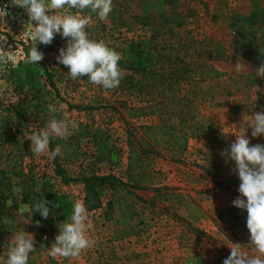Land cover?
<instances>
[{"label":"rangeland","instance_id":"rangeland-1","mask_svg":"<svg viewBox=\"0 0 264 264\" xmlns=\"http://www.w3.org/2000/svg\"><path fill=\"white\" fill-rule=\"evenodd\" d=\"M5 3L22 24L0 20L3 50L15 51L16 56L15 65L10 63L0 70V259L6 260L12 235L24 229L35 238L36 250L30 253L28 264H144L151 252L143 254L144 247L139 249L138 243H145L154 252L157 240L145 235L142 220L127 219L134 211L132 204L142 201L150 204L141 219L151 214L161 217L166 212L165 203H183L199 220L200 241L207 240L206 228L214 230L216 264H223L233 243L253 251L247 212L232 204L240 195L235 162H226L221 152L235 141L243 119L247 123L251 114L264 111V79L255 72V83L241 80L264 63V0H113L111 16L103 22L85 12L92 15L93 22L87 26L93 29L91 35L111 44L123 59L135 63L142 59L155 71L160 67V49L168 56L164 58L162 81L147 80L142 87L137 83L139 77L134 76L133 82L122 79L113 90L93 85L86 77L74 81L62 70L56 57L65 40H60L53 52L44 53L39 65L27 63L31 23L25 10L12 6L10 0ZM237 58L249 65L246 71L233 70ZM185 66L189 70L186 74L180 70ZM171 69L182 77L172 92L168 88ZM166 95L173 96L172 108L187 116L186 126L196 133L187 149L176 155L150 151L141 128L157 123L158 115L152 110L142 116L136 112L163 101ZM49 103L64 105L63 114L79 125H117L114 129L127 137L129 157L133 149L142 159L141 168L133 171L142 176L141 186H132L138 184L137 177L131 184L128 179L114 178L110 219L105 224L97 222L98 226L88 223L86 235L94 243L76 258H52L47 248L59 233L58 227L69 218L66 201L77 198L61 187L69 181L64 174L79 170L82 134L75 130L66 140L52 137L50 150L59 145L62 153L55 160L33 154L27 139L33 130L45 127ZM85 133L86 139L94 136L92 130ZM248 137L253 145L264 144V135L253 138L251 129ZM95 165L93 162L91 167ZM14 186L23 189V197L31 190L49 202L50 214L39 227L33 217L25 224L27 213L22 216L17 212L23 202L12 194ZM178 193L187 194V199L176 197ZM8 199L13 200L11 208L6 206ZM167 211L181 217L176 209L169 207Z\"/></svg>","mask_w":264,"mask_h":264},{"label":"clouds","instance_id":"clouds-1","mask_svg":"<svg viewBox=\"0 0 264 264\" xmlns=\"http://www.w3.org/2000/svg\"><path fill=\"white\" fill-rule=\"evenodd\" d=\"M12 6L19 7L27 13L28 22L31 23L29 47L26 53V62L38 64L44 59V53L38 45H51L55 36L59 34L66 39V47L59 49L56 57L59 64L68 68L67 75L74 81L86 77L93 85L104 90L117 88L124 75L119 62L121 54L109 47L103 39L95 40L89 37L87 26L92 24V15H82L85 10L100 21H106L113 11V0H10ZM8 5L0 6V16L9 15ZM5 37H0V42ZM15 65V51H4L0 43V70L9 64ZM248 64L237 58L232 65L236 72L246 71ZM256 76L264 79V63L256 68ZM64 105L49 103L47 105L46 126L33 130L27 137L31 141L30 151L35 155H46L48 159L55 160L61 155V147L57 145L50 150L52 137L67 139L79 124L64 113ZM59 114V118H58ZM251 137L264 135V111L251 114L247 123L240 124L235 141L229 148L224 149L221 155L225 161H234V171L238 174L239 196L232 201L234 207L247 212L246 227L250 233V242L253 251H248L239 243L230 247V255L224 259L223 264H264V144H251ZM12 194L17 200H23V189L14 186ZM12 199L6 201V206L11 208ZM49 202L43 198L34 204L21 203L17 212L20 215L27 213L25 224L31 222L33 213H39L44 219L50 214ZM58 206V205H57ZM88 210L81 200L73 204L71 216L59 228L54 242L48 249L52 258H76L89 249L93 241L86 235L89 225ZM35 226H40V221H35ZM34 234L24 229L14 233L6 260L0 259V264H28L30 253L36 250ZM43 247V245L41 246ZM192 264H197L192 255Z\"/></svg>","mask_w":264,"mask_h":264},{"label":"crops","instance_id":"crops-1","mask_svg":"<svg viewBox=\"0 0 264 264\" xmlns=\"http://www.w3.org/2000/svg\"><path fill=\"white\" fill-rule=\"evenodd\" d=\"M115 126L117 125H79L77 131L82 134L79 138L80 140L78 139L79 170L77 174L69 173L67 175L68 177L64 174L65 170L61 172L65 175V178L69 180L65 182L66 186L64 188L61 187V189L64 190L67 188V190H69V195H77L76 199L70 197L71 200L65 203L66 207L64 206V208L66 212L67 210L68 212L70 211L68 217L72 214L74 201L81 200L84 203L85 186L81 182L82 178H89L92 174H95L98 177L120 178L124 182L127 181L128 178L126 177L129 164L128 141L127 137L124 136L125 134L122 135V137L120 136L119 131H117L118 128L116 127L117 129H114ZM89 130H92V135L94 136L86 139L87 133L85 132ZM87 141H89V143H87ZM93 162L96 164L94 169L91 167ZM56 170L58 169L56 168ZM56 175L60 177L58 171H56ZM56 175L54 174L53 176L60 179ZM97 191L101 197V207L97 210L88 211L89 219L87 224L94 222V224L98 226L97 222L99 223L102 220L103 224H105V220H107V204L111 200L113 192L110 185L107 184L100 187L98 186ZM180 192L184 194L183 191ZM182 194L178 193L176 197L187 199L185 196L187 194ZM142 202L132 204L134 211L127 219H132L133 221L138 219L137 222L142 220L146 227V230H144V233H146L145 235H151V238L157 240L155 246L158 250L154 252L150 251V247L145 246V243H138L140 245L138 247L139 249L144 247L142 249L143 254H146L144 252H151L149 254L150 256L146 254L147 259L143 261L144 264H192V255L196 258L197 264H216L215 243L213 240L215 238L214 230L211 231L212 228H206L207 240L200 241L198 239L200 238L198 237L199 220L194 218L193 214L185 209L183 203H165L163 206L166 212H164L161 217L151 214V217L148 216L145 219H141V217L144 216V211L147 210L146 207L150 204L144 201ZM169 207L176 209V213L181 215V217L168 214L167 209ZM146 216L145 214V217ZM148 224H150V226ZM206 224L207 226L209 225L208 219H206ZM187 225H189L190 228H184V226L187 227ZM99 237H101V235H99ZM100 241H103V239L100 238ZM131 264H133V262H131Z\"/></svg>","mask_w":264,"mask_h":264},{"label":"trees","instance_id":"trees-1","mask_svg":"<svg viewBox=\"0 0 264 264\" xmlns=\"http://www.w3.org/2000/svg\"><path fill=\"white\" fill-rule=\"evenodd\" d=\"M85 12L87 13L89 11L85 10L83 13L86 14ZM109 16H111V14ZM86 31L88 32L89 37L91 39L101 40V39H98L96 36L91 35L93 32V29L87 27ZM60 40H65V44L63 45V47H66V43H67L66 39L61 38V36L57 34L51 45L45 46L41 44V45H38V48L43 53L53 52L56 47L61 45L62 42H59ZM108 45L109 47L112 48L111 44H108ZM60 47H62V45ZM163 50H166V47H164ZM158 56H159L158 58H160V67L158 70H155V71L149 67H146L144 63L141 62L142 59L139 63L138 62L135 63L133 61L131 62V61H128L122 58L119 62V65L123 70H125V75L123 77L124 81L126 83L127 82L131 83L134 81V76H138L139 80L137 81V83L140 84L142 87H144L143 82H146L147 80L152 83H155L157 81L158 82L162 81L165 70H166L164 58H168V56L161 53V49H160V55ZM158 63H159V60H158ZM61 68L63 71L68 72V68L65 67L64 65H62ZM171 70L173 72L172 73L173 75L170 76V81L172 83L171 85L168 86V88H170L169 89L170 92H172V88L175 85H177L178 80L182 78V77L180 78L179 75L176 74V71H174L175 69H171ZM180 70H182V72L185 74L187 71H189L186 66ZM255 72L256 70L252 73L244 74L241 80H244L250 85L255 83L256 81V79H254ZM163 91H166V90H163ZM172 98L173 96L166 95L163 101L156 102L152 106L145 107V109L142 108V109L136 110L139 116H142V114H146V111H149V110L150 111L152 110V112L158 115L159 120L157 123L153 125H146L141 128V130H143L142 136L146 144L149 146L150 151L156 150L159 153L162 152V153H167L169 155L180 154L187 149L189 139L194 138L196 136L195 135L196 133L194 132L193 128L191 126H186L188 125L187 120H186L187 116L184 115L183 112L181 111L177 112L175 108H172V105L174 104ZM173 119L177 120L176 123L175 121L171 122ZM194 125H197V124H194ZM131 144L132 143L130 141V145ZM141 162H142L141 156L137 155L132 149L130 152L128 171H127L129 184H131V181L133 178L142 177L137 174L134 175L133 173V171H135L137 168L139 169L141 168L142 166ZM81 182L85 186L84 204L89 212L93 210H97L101 207V197H100L99 192L97 191L98 186L100 187L104 185V183H106L110 185L112 190H114L115 188L114 178H110V177L82 178ZM137 183H138L137 185H132V186H135L137 188L140 187L141 186L140 184L142 183V179L140 178L139 182ZM42 198L43 196L37 193H34L31 190H27L25 192L22 202L28 203L29 205H31V204H34L36 200H40ZM139 200L141 199L139 198ZM48 207H49V204H48ZM232 210L234 211L235 209H232ZM112 211H113V201L111 199L107 204L106 219L108 220L110 219L109 216L112 213ZM32 217L38 221H45V219L39 213H33ZM123 218L125 219L126 217L123 216Z\"/></svg>","mask_w":264,"mask_h":264},{"label":"built area","instance_id":"built-area-1","mask_svg":"<svg viewBox=\"0 0 264 264\" xmlns=\"http://www.w3.org/2000/svg\"><path fill=\"white\" fill-rule=\"evenodd\" d=\"M3 5H7L5 3V0H0V6H3ZM7 11L9 13V15L5 16V17H2L0 16V20H2V22H13L14 25H21L22 24V20L20 18H16V15L9 9V6L7 8ZM7 27V26H6ZM44 240L47 239V235H44Z\"/></svg>","mask_w":264,"mask_h":264}]
</instances>
